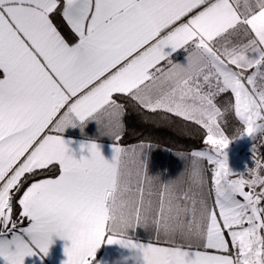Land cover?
Wrapping results in <instances>:
<instances>
[{
    "label": "snow or ice",
    "instance_id": "snow-or-ice-1",
    "mask_svg": "<svg viewBox=\"0 0 264 264\" xmlns=\"http://www.w3.org/2000/svg\"><path fill=\"white\" fill-rule=\"evenodd\" d=\"M116 94L205 130L189 187L155 190L144 146L119 144ZM229 111L238 138L264 134V0H0V264L47 256L54 236L71 241L65 264H94L105 243L130 250L122 264H264V176L229 168ZM90 120L113 129L111 160L95 142L69 154L62 133Z\"/></svg>",
    "mask_w": 264,
    "mask_h": 264
},
{
    "label": "crops",
    "instance_id": "crops-1",
    "mask_svg": "<svg viewBox=\"0 0 264 264\" xmlns=\"http://www.w3.org/2000/svg\"><path fill=\"white\" fill-rule=\"evenodd\" d=\"M63 23L67 29L64 32L59 29L62 35H64L70 43L75 42L77 38L71 32L66 22L63 21ZM185 55L186 54L183 51H180L173 53L171 58L173 62L185 63ZM231 100H233V98L229 92L217 97L216 103L218 107L223 110ZM221 126L224 128V131L230 139H239L237 137L240 135V132L243 131V125L235 118L234 113L231 111H229L224 119L221 120ZM112 130L113 129L107 123L98 125L95 121L90 120L85 123L83 129H81L79 126L67 128L62 133V137L68 144L70 149L69 154L74 155L76 159L90 156L87 148H82V145H86L89 142H95L99 146L101 154L105 157V159L111 160L114 155L113 145L116 143L113 137L109 135V132ZM248 138L249 137L246 136L245 139ZM248 140V143H250L252 138H249ZM241 143L237 145H241ZM119 144L128 149L136 148L137 150H139L141 145L144 146V152L147 154V174L157 177V180L155 181V190L158 191L162 183L176 180L180 181L181 187L183 188L190 186V173L192 165V157L190 154L194 150H172L158 143L144 141L130 144H121L119 142ZM209 149L210 146L203 144L200 149L196 150L207 151ZM228 150L230 149H225V151ZM237 158L236 167L237 173H239ZM135 167H140L139 163ZM203 169L205 173V179L208 181V187H210L212 166L204 161ZM205 191H207V187L205 188ZM134 233L135 238H138L141 242H154V231L151 227L147 229L138 227L134 230ZM70 246L71 241L54 236L53 243L50 245L47 256H43L42 254L38 253L36 256L26 257L25 264H65L67 261V256L65 255L64 249L65 247ZM130 256V250L125 249L120 245H108L105 243L97 250L94 264H117L118 261L122 264L123 259ZM127 264H132V261L129 259Z\"/></svg>",
    "mask_w": 264,
    "mask_h": 264
},
{
    "label": "trees",
    "instance_id": "trees-1",
    "mask_svg": "<svg viewBox=\"0 0 264 264\" xmlns=\"http://www.w3.org/2000/svg\"><path fill=\"white\" fill-rule=\"evenodd\" d=\"M53 19L58 29L66 31L67 27L61 16L55 15ZM114 99L125 106L122 139L119 141L121 144L153 142L172 150L182 151L196 150L203 146L205 130L200 126L163 110L151 112L122 94L114 95ZM39 178L42 177H36ZM15 212L18 213L19 208Z\"/></svg>",
    "mask_w": 264,
    "mask_h": 264
},
{
    "label": "built area",
    "instance_id": "built-area-1",
    "mask_svg": "<svg viewBox=\"0 0 264 264\" xmlns=\"http://www.w3.org/2000/svg\"><path fill=\"white\" fill-rule=\"evenodd\" d=\"M244 144L241 143V146ZM246 160L241 169V173H244L245 178H251L252 169H256L257 162L260 164L258 169L259 173L264 172V134H256L248 145L246 151ZM264 176V175H262Z\"/></svg>",
    "mask_w": 264,
    "mask_h": 264
},
{
    "label": "rangeland",
    "instance_id": "rangeland-1",
    "mask_svg": "<svg viewBox=\"0 0 264 264\" xmlns=\"http://www.w3.org/2000/svg\"><path fill=\"white\" fill-rule=\"evenodd\" d=\"M238 137H239V135H238ZM237 137V138H238ZM243 138V139H242ZM246 138V136H244V137H241V138H239V139H234L230 144H229V146H228V148L227 149H232V148H234V147H236L237 146V144H240L241 142L244 144L241 148H240V150H239V153H238V158H237V163H238V168H239V173H241V169H242V167H243V165H244V161H245V156H246V151H247V148H248V145H249V138L248 139H245ZM260 175H264V172H260ZM233 178H235V177H233ZM246 190H248V189H246ZM260 189L259 188H257V191H259Z\"/></svg>",
    "mask_w": 264,
    "mask_h": 264
},
{
    "label": "water",
    "instance_id": "water-1",
    "mask_svg": "<svg viewBox=\"0 0 264 264\" xmlns=\"http://www.w3.org/2000/svg\"><path fill=\"white\" fill-rule=\"evenodd\" d=\"M241 148V145H237L236 147L226 151L228 156V165L232 172L237 173V167H236V158L237 154Z\"/></svg>",
    "mask_w": 264,
    "mask_h": 264
},
{
    "label": "clouds",
    "instance_id": "clouds-1",
    "mask_svg": "<svg viewBox=\"0 0 264 264\" xmlns=\"http://www.w3.org/2000/svg\"><path fill=\"white\" fill-rule=\"evenodd\" d=\"M117 264H121V262L118 261Z\"/></svg>",
    "mask_w": 264,
    "mask_h": 264
}]
</instances>
